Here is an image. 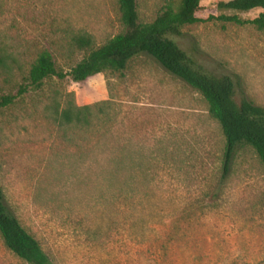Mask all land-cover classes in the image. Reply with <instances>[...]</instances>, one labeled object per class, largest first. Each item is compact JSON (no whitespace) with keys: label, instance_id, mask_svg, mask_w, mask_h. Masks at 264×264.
I'll use <instances>...</instances> for the list:
<instances>
[{"label":"rangeland","instance_id":"1","mask_svg":"<svg viewBox=\"0 0 264 264\" xmlns=\"http://www.w3.org/2000/svg\"><path fill=\"white\" fill-rule=\"evenodd\" d=\"M137 2L144 23L163 5ZM262 11L170 37L230 76L237 101L264 107V33L248 22ZM125 29L117 0H0V96L14 97L0 107L7 203L54 264H264V163L240 144L224 174L225 137L197 89L148 54L85 81L30 84L42 50L64 72L84 57L72 32L102 45ZM84 105L94 106L92 127L61 118ZM0 264H27L1 234Z\"/></svg>","mask_w":264,"mask_h":264},{"label":"trees","instance_id":"2","mask_svg":"<svg viewBox=\"0 0 264 264\" xmlns=\"http://www.w3.org/2000/svg\"><path fill=\"white\" fill-rule=\"evenodd\" d=\"M125 30L102 45H95L86 32H72L71 45L84 52V57L69 71L58 70L52 53L42 50L29 71L31 85L40 87L45 79L69 76L75 82L106 71H123L129 61L140 54L154 57L172 74L197 89L208 102L210 115L218 120L225 137L223 168L228 173L232 158L240 144L251 145L264 163V107L248 99H235V83L230 76L216 75L204 69L171 35H181L185 25L224 20L245 23L238 15L255 8L264 9V0H218L204 4L202 0H163L156 18L140 22L137 0H117ZM248 22L264 33V11ZM10 95L0 96V107L13 102ZM96 104L105 112V104ZM93 105L69 106L61 113L67 124L92 127ZM130 196V191L127 192ZM0 234L6 247L27 264H54L40 241L21 223L6 201L0 184Z\"/></svg>","mask_w":264,"mask_h":264}]
</instances>
